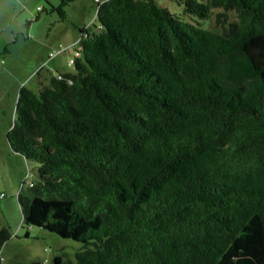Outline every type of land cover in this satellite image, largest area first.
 <instances>
[{"label": "trees", "instance_id": "trees-1", "mask_svg": "<svg viewBox=\"0 0 264 264\" xmlns=\"http://www.w3.org/2000/svg\"><path fill=\"white\" fill-rule=\"evenodd\" d=\"M170 1L94 0L73 72L19 90L22 225L82 245L50 264H264V0Z\"/></svg>", "mask_w": 264, "mask_h": 264}, {"label": "rangeland", "instance_id": "rangeland-1", "mask_svg": "<svg viewBox=\"0 0 264 264\" xmlns=\"http://www.w3.org/2000/svg\"><path fill=\"white\" fill-rule=\"evenodd\" d=\"M158 1L171 12L181 11L176 1ZM59 3L0 0V218L11 234L0 247V264H50L55 257L74 259L82 246L43 228L22 225L17 196L22 186L36 180L37 164L14 152L6 138L20 88H35L40 78L51 74L72 73L70 61L76 56L81 29L91 30L96 24L94 0L70 2L64 7V16L52 9ZM222 14L227 16L226 22L235 18L233 11L216 8L204 27L219 31L226 18Z\"/></svg>", "mask_w": 264, "mask_h": 264}, {"label": "built area", "instance_id": "built-area-1", "mask_svg": "<svg viewBox=\"0 0 264 264\" xmlns=\"http://www.w3.org/2000/svg\"><path fill=\"white\" fill-rule=\"evenodd\" d=\"M70 63H72V60L70 61Z\"/></svg>", "mask_w": 264, "mask_h": 264}]
</instances>
